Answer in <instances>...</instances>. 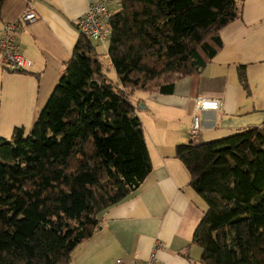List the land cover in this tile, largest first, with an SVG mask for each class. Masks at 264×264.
<instances>
[{"label":"trees","instance_id":"trees-1","mask_svg":"<svg viewBox=\"0 0 264 264\" xmlns=\"http://www.w3.org/2000/svg\"><path fill=\"white\" fill-rule=\"evenodd\" d=\"M106 2L108 64L79 33L30 129L0 136V264H70L152 169L131 96L202 73L243 0ZM174 154L207 206L190 242L199 264H264V121Z\"/></svg>","mask_w":264,"mask_h":264},{"label":"crops","instance_id":"crops-1","mask_svg":"<svg viewBox=\"0 0 264 264\" xmlns=\"http://www.w3.org/2000/svg\"><path fill=\"white\" fill-rule=\"evenodd\" d=\"M95 1L0 0V29L28 7L37 14L18 34L20 51L32 67L26 72L0 67V134L9 137L15 126H32L72 53L78 19ZM219 37L221 46L202 73L177 80L170 93L148 92L137 100L152 169L136 190L98 215L101 226L75 248L70 264L145 261L155 242L160 243L158 264L200 263L201 248L190 242L207 206L175 146L262 125L264 0H243L240 17L222 27ZM197 96L216 97L220 107L200 113L195 139L190 130Z\"/></svg>","mask_w":264,"mask_h":264},{"label":"built area","instance_id":"built-area-1","mask_svg":"<svg viewBox=\"0 0 264 264\" xmlns=\"http://www.w3.org/2000/svg\"><path fill=\"white\" fill-rule=\"evenodd\" d=\"M109 15L106 0L92 2L84 14L78 19L79 32L86 36L98 39L103 44L107 40ZM37 14L28 7L13 21L6 22L0 29V67L10 72H26L32 67V61L22 54L18 42V34L26 24L36 21ZM220 100L216 97L197 96L192 116L191 135L195 138L199 132L200 113L207 110L217 111ZM160 243L155 242L149 257L145 261L132 260L130 264H158L157 250ZM119 263L120 260H117Z\"/></svg>","mask_w":264,"mask_h":264},{"label":"rangeland","instance_id":"rangeland-1","mask_svg":"<svg viewBox=\"0 0 264 264\" xmlns=\"http://www.w3.org/2000/svg\"><path fill=\"white\" fill-rule=\"evenodd\" d=\"M93 39V38H92ZM92 42L96 45V51H98L100 53V56L102 57V59L104 60V63L107 65L108 64V56L106 54V45H104L101 41H98V40H95L93 39ZM108 73V76L112 79H115V72L113 70V68H109V70L107 71ZM145 93H148V92H135L132 96H131V99L134 101V102H137V100H139L140 97H144ZM140 105H142V102H140ZM140 105L138 107H140ZM136 110H137V105H136ZM140 111V110H139ZM137 113V111H136ZM194 112L192 113L191 115V128H192V116H193ZM200 127H201V114H200V124H199V130H200ZM30 129V128H29ZM28 130V129H27ZM12 130L10 131V134H11ZM191 132V130H190ZM231 134V133H229ZM0 136L2 137H7L6 135H3V134H0ZM11 136V135H10ZM9 136V137H10ZM223 136H227V135H223ZM220 138V137H218ZM222 138V137H221ZM196 139V138H195Z\"/></svg>","mask_w":264,"mask_h":264}]
</instances>
